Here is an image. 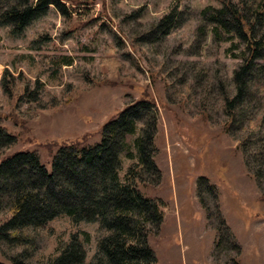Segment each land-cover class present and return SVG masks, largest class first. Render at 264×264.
Here are the masks:
<instances>
[{"label":"rangeland","instance_id":"obj_1","mask_svg":"<svg viewBox=\"0 0 264 264\" xmlns=\"http://www.w3.org/2000/svg\"><path fill=\"white\" fill-rule=\"evenodd\" d=\"M222 1L62 0L67 16L51 5L20 35L0 26V115L17 138L0 162L36 152L51 171L63 146L100 143L107 122L150 101L138 109L142 120L125 148L131 157L119 156V178L126 183L138 163L142 192L161 205L163 221L148 236L158 264H264V83L260 75L232 121L226 104L247 44L223 31L216 36L201 16ZM175 8L176 24L158 29ZM6 72L59 106L35 109L6 96ZM152 123L158 173L140 165L135 146ZM100 227L61 215L35 232L30 254L0 243V263L48 264L78 235L92 264L103 254Z\"/></svg>","mask_w":264,"mask_h":264},{"label":"trees","instance_id":"obj_2","mask_svg":"<svg viewBox=\"0 0 264 264\" xmlns=\"http://www.w3.org/2000/svg\"><path fill=\"white\" fill-rule=\"evenodd\" d=\"M222 8H205L201 16L206 24L220 31L233 34L247 44L244 63L234 72L236 95L227 99L226 109L234 119V111L250 96L255 81L261 75L264 83V6L256 0H223ZM55 6L64 16L69 15L62 0H0V26L10 27V34H22L42 11ZM178 8L161 19L158 29L167 30L176 24ZM205 34V28H200ZM256 70L257 73H256ZM6 96L16 98L36 108H56L55 101L41 102V90L31 89L27 83L18 82L9 72L1 79ZM153 105L143 100L127 108L118 119L103 127L101 142L89 147L63 146L52 162L49 171L36 152L19 151L0 162V243L9 247H21L23 254H30L34 246V234L61 215L73 222L100 223L99 251L92 264H158L156 255L148 243V236L163 221L161 205L148 198L140 185L144 180L133 164L126 176V183L119 178L121 153L131 157L130 139L136 125L142 120L141 105ZM69 105L65 103V107ZM233 121V120H232ZM264 122V116L262 121ZM155 123L148 124L145 136L135 141L140 165L149 172H160L154 160ZM261 127L258 126L257 131ZM17 145V138L3 123L0 115V151L10 153ZM28 258V257H27ZM86 251L78 235L57 250L48 264H85ZM2 264V263H0ZM14 264H25L15 260Z\"/></svg>","mask_w":264,"mask_h":264}]
</instances>
